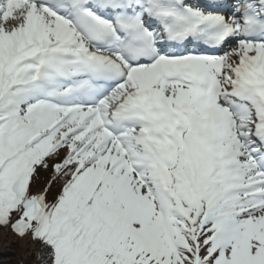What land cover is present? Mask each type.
Segmentation results:
<instances>
[{
    "label": "snow or ice",
    "instance_id": "snow-or-ice-1",
    "mask_svg": "<svg viewBox=\"0 0 264 264\" xmlns=\"http://www.w3.org/2000/svg\"><path fill=\"white\" fill-rule=\"evenodd\" d=\"M0 230L39 264H264V0H0Z\"/></svg>",
    "mask_w": 264,
    "mask_h": 264
},
{
    "label": "bare ground",
    "instance_id": "bare-ground-1",
    "mask_svg": "<svg viewBox=\"0 0 264 264\" xmlns=\"http://www.w3.org/2000/svg\"><path fill=\"white\" fill-rule=\"evenodd\" d=\"M18 245H22L23 252H26L27 249L32 250V247L34 246V244L27 239L21 240L13 234L7 232L6 230H0V247L11 248L10 250H8L11 251L12 249H18ZM36 248H38L37 245L33 247V249ZM24 257L26 259H30L32 257V254H28L26 252V254H24ZM33 262V264H39L36 259Z\"/></svg>",
    "mask_w": 264,
    "mask_h": 264
},
{
    "label": "rangeland",
    "instance_id": "rangeland-1",
    "mask_svg": "<svg viewBox=\"0 0 264 264\" xmlns=\"http://www.w3.org/2000/svg\"><path fill=\"white\" fill-rule=\"evenodd\" d=\"M6 247H0V260H3L4 264H31L34 261L35 253L30 259H26L24 254H29L31 249H27L23 252L22 245H18V249H12Z\"/></svg>",
    "mask_w": 264,
    "mask_h": 264
}]
</instances>
